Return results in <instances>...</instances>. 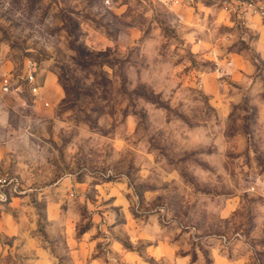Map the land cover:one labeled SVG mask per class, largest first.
Returning a JSON list of instances; mask_svg holds the SVG:
<instances>
[{
	"label": "clouds",
	"instance_id": "obj_1",
	"mask_svg": "<svg viewBox=\"0 0 264 264\" xmlns=\"http://www.w3.org/2000/svg\"><path fill=\"white\" fill-rule=\"evenodd\" d=\"M0 264H264V0H0Z\"/></svg>",
	"mask_w": 264,
	"mask_h": 264
}]
</instances>
